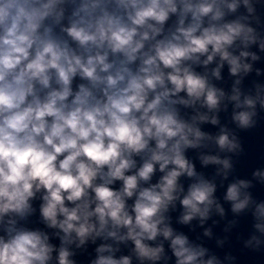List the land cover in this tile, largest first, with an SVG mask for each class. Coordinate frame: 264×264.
<instances>
[{
  "label": "clouds",
  "instance_id": "obj_1",
  "mask_svg": "<svg viewBox=\"0 0 264 264\" xmlns=\"http://www.w3.org/2000/svg\"><path fill=\"white\" fill-rule=\"evenodd\" d=\"M0 264H264V0H0Z\"/></svg>",
  "mask_w": 264,
  "mask_h": 264
},
{
  "label": "water",
  "instance_id": "obj_2",
  "mask_svg": "<svg viewBox=\"0 0 264 264\" xmlns=\"http://www.w3.org/2000/svg\"><path fill=\"white\" fill-rule=\"evenodd\" d=\"M255 165H256V162H254V161L252 163H250L249 167L244 170V172L242 173V175L243 174H246L248 171H250L251 167H253Z\"/></svg>",
  "mask_w": 264,
  "mask_h": 264
}]
</instances>
